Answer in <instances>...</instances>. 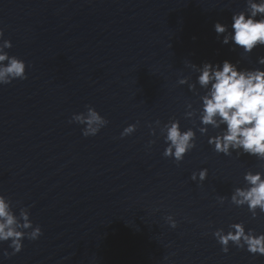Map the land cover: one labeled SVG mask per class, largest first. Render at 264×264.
I'll return each instance as SVG.
<instances>
[{
	"label": "water",
	"instance_id": "obj_1",
	"mask_svg": "<svg viewBox=\"0 0 264 264\" xmlns=\"http://www.w3.org/2000/svg\"><path fill=\"white\" fill-rule=\"evenodd\" d=\"M244 7L245 0H0V28L13 45L6 51L28 65L27 79L0 85V193L30 206L43 230L10 257L9 242H0V264H264V255L231 243L224 253L212 235L241 220L264 232V214L252 219L247 206L216 199L230 198L244 172L264 161L215 152L209 128L197 131L177 165L162 155L159 129L153 136L148 127L170 117L195 127L184 112L186 101L198 106L197 96L178 84L196 79L188 61L264 67V47L241 56L214 30ZM88 104L109 123L84 137V125L69 120ZM202 167L207 179L192 181Z\"/></svg>",
	"mask_w": 264,
	"mask_h": 264
},
{
	"label": "clouds",
	"instance_id": "obj_2",
	"mask_svg": "<svg viewBox=\"0 0 264 264\" xmlns=\"http://www.w3.org/2000/svg\"><path fill=\"white\" fill-rule=\"evenodd\" d=\"M214 30L218 38L222 37V44H231L232 50L240 48L241 56L264 47V0H245L242 10L232 12L230 26L217 21ZM12 46V41L4 38V29L0 28V85H7L15 79H27L26 61L6 51ZM257 64L264 66V55L257 57ZM187 66L197 73L196 79L192 81L191 76H181L178 84H187L197 96L195 103L198 106L194 107L193 101H186L184 112V117L195 127L182 128L180 120L175 117L163 123L159 119L149 122L150 133L155 136L159 129V136L165 142L162 155L179 165L196 146L197 131L208 135L211 128L215 134L208 135L207 142L215 152L225 156L234 152L237 156L246 154L264 161V67H242L240 60L233 62L229 59L216 63L205 61L200 65L188 61ZM69 122L84 125L81 132L88 137L96 135L109 120L88 104L85 111L73 113ZM138 125L139 121L128 123L120 137L133 134ZM155 143L156 140H149L148 146ZM261 169L264 168L260 165L257 170L249 168L243 174V186L235 187L230 198L218 195L217 201L221 205L227 200L236 207L247 206L252 219L264 214V170ZM207 177V167L191 173L192 181L202 183ZM30 216V206L14 202L0 193V242H9L11 249H4L5 257L19 253L25 238L36 240L43 234L41 226L34 225ZM165 220L171 228L177 227L173 214H167ZM212 235L224 253L229 252L231 243L253 255H264V232L246 228L243 220L228 224L227 231L223 227L215 228Z\"/></svg>",
	"mask_w": 264,
	"mask_h": 264
}]
</instances>
